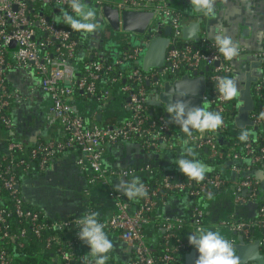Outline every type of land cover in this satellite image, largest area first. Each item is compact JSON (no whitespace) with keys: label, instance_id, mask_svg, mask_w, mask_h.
Wrapping results in <instances>:
<instances>
[{"label":"built area","instance_id":"2783aa9c","mask_svg":"<svg viewBox=\"0 0 264 264\" xmlns=\"http://www.w3.org/2000/svg\"><path fill=\"white\" fill-rule=\"evenodd\" d=\"M96 11L101 12L104 6H110L122 12L152 13L150 27L145 32L147 39L142 46H131L128 34L113 32L107 21L99 20V31L104 34H120L125 49L116 48L117 55L87 52L86 57L91 60L84 63L85 73L74 82V68L70 62L75 58L79 40L73 35L69 26L57 22V17L64 11H70L69 0H0V123L5 128H11L10 119L5 114L10 103L16 101L19 96L16 91L7 88V74L13 67L17 69H32L40 79L41 91L48 97L49 106L47 119L61 127L63 139L49 140L29 148L19 141L8 140L7 154L17 152L26 155L17 162L9 161L0 163V186L5 191L11 204L6 205V200H0V264H17L16 252L25 249L27 242L34 239L40 247L34 249L36 253H47L48 264H77L74 247L80 242L78 238V219L64 218L55 220L41 212L29 209L25 206L24 198L20 196L18 171H27L31 168L29 162H35L38 170L44 171L54 156L61 151H79L81 158L77 165L90 172L87 179L88 185L100 183L105 187L107 195L113 201L114 213L105 220L100 221L105 229L119 232V238L133 255L128 264H156V260L142 233V227L150 223V215L157 207L156 198L163 197L162 190L185 191L188 197H199L202 194H212V189H219L224 182L219 176L205 177L203 181H182L173 174L164 176L160 183L153 188L145 186L146 196L141 197V202L136 208H132L125 196L117 191L111 178H127L131 176L153 174L150 165H143L136 169H127L121 173L107 169L104 166V151L106 147L129 143L141 150L164 147L172 149L175 145L181 146L182 142H174V134L169 123V113L163 106L155 107L149 104L155 101V93L162 88L167 76L179 77L184 72H200L202 67L211 70V76L207 79V89L202 98L204 108L214 105L217 112L226 111V102L220 96L215 85L220 77H229L233 74L231 62L226 60L219 52L213 40L200 37L199 47L182 38V28L187 25L183 14L171 7L169 0H84ZM166 27L171 28L169 46L166 51L164 65L161 70L150 69L141 72V59L145 52L144 44L163 35ZM112 41V39H110ZM184 41V43H182ZM13 44V48H12ZM119 50V51H118ZM125 50V51H124ZM115 52V53H116ZM100 53V54H99ZM258 61L264 64V46L258 55ZM110 62V63H109ZM126 63H134V68L129 75L117 72L108 81L116 84L120 79H131L137 82V87L130 85L120 87V92L125 96L124 107L129 113L128 119L116 126L87 124L85 119L76 113L75 89L89 96L96 93V83L99 81L100 72H111L123 67ZM189 75V74H184ZM177 76V77H178ZM261 80L252 87L254 92L261 89ZM146 82L155 88L153 95H148L143 84ZM209 82L212 85H209ZM102 97L101 107L105 108L111 93L108 90H100ZM97 96V95H96ZM95 96V97H96ZM98 97V96H97ZM240 107V103L238 108ZM160 108V110H158ZM148 114H153L151 119ZM251 127L258 128L264 125V106L260 115L250 113ZM223 126L216 131H221ZM185 139L189 145L197 149H205L209 159L223 160L248 159L250 165H261L264 168V146L253 148L250 137L243 145V155L236 148L231 147L226 154L215 143V136L206 133L192 134ZM184 144V143H183ZM34 168V166H33ZM247 170V169H246ZM235 176L241 174V169L233 166L230 169ZM255 182L249 179L235 180L233 193L235 205L255 204L257 218L254 221H234L231 219L221 222V226L233 233H239L242 237L248 235L252 227L261 230V236L257 239L264 249V201L256 202ZM194 222L191 225L192 234L204 228L202 218L204 212L195 208L193 211ZM12 218H15L13 221ZM162 231L163 250L159 261L171 264L175 261L178 252L182 256L193 248L184 240L177 231L184 225L181 220L174 222L168 218L159 225ZM238 234V235H239ZM253 241V240H251ZM232 244L233 240H230ZM82 264H88L83 256ZM94 264V262H92Z\"/></svg>","mask_w":264,"mask_h":264},{"label":"crops","instance_id":"0c3cea01","mask_svg":"<svg viewBox=\"0 0 264 264\" xmlns=\"http://www.w3.org/2000/svg\"><path fill=\"white\" fill-rule=\"evenodd\" d=\"M169 2L171 7L185 15L186 24L198 19L201 20L200 37L216 41L217 36L223 34L239 42L240 54L230 61L233 68L232 79L235 80L239 93L244 87L247 74L255 78L256 82L264 78V64L258 61V55L264 46V0H214L215 15L213 16L194 12L190 0H169ZM99 34L103 36L104 33L99 31ZM106 37L113 40L103 39L108 41V49L105 50L97 46L96 50L101 54L106 53L110 56L115 54L117 47L125 49L126 44L124 45L123 41H117L118 38H113L112 34H107ZM98 40L101 41V38ZM207 69V67H202L200 71L205 78ZM7 80L12 85V91H16L19 96L14 101V109L11 112L13 123L12 131L9 134L12 140L19 141L26 146H32L40 141L62 137L61 127L47 119L49 99L41 91L40 79L35 71L32 69H15L8 73ZM256 82L251 84L252 87ZM239 96L238 94V102ZM124 101V95L119 92L116 95H111L105 108L91 103L79 104L76 101L74 107L78 115L79 113L86 115L85 117L79 116L83 117L87 124L116 126L129 117V113L124 107ZM236 130L241 131L237 128ZM8 138V132L0 135V155L7 153L6 145L7 141L10 140ZM172 152L174 155L158 156V162L165 168L178 169L172 162L186 155L184 144L177 146ZM80 158L81 155L76 151L56 154L47 168L38 174L34 181L24 182L25 203L39 209L51 219L55 217H81L88 205L94 208V212L98 213V219L101 221L113 215L114 204L107 195L105 187L100 183L93 186L88 185L87 179L90 172L77 165ZM195 158L197 159V157ZM147 159H149L148 153L141 151L140 148L136 149L132 144L125 143L106 147L103 163L107 169L121 173L124 170L136 169L145 165ZM256 176L264 181V171L262 175L259 173ZM135 177L136 175L120 179L112 177L110 181L116 188V185L121 181H130ZM126 199L129 200L127 197ZM44 200H49L48 204ZM222 200H224V207H220L223 208L220 215H216L219 210L214 211L212 205L206 211V219L211 215L217 216L210 221L211 226H207V229L219 231L229 241L235 242L234 234L221 226V222L225 220L223 218L235 216L247 222L254 221L257 218L256 207L253 204L237 206L234 204V196L231 195L222 197L213 204L221 203ZM226 202H228L227 205ZM105 232L114 245L112 251L107 254V260L113 259L125 264L130 259L129 249L117 233L107 229ZM257 239L259 236L252 240ZM82 249L85 254H90V248L85 243H83ZM261 254L264 255L263 250H261Z\"/></svg>","mask_w":264,"mask_h":264},{"label":"trees","instance_id":"16d2710c","mask_svg":"<svg viewBox=\"0 0 264 264\" xmlns=\"http://www.w3.org/2000/svg\"><path fill=\"white\" fill-rule=\"evenodd\" d=\"M86 5H90V4H86ZM184 19L186 18L185 15ZM186 20V19H185ZM73 35L79 40V47L76 53L75 58L70 62L71 66L74 68V82L79 79L82 75H84L85 73V66L84 63L89 62L91 59L89 57H86V53L87 52H91L93 53L94 51H96V49L98 48L97 45H95V41L98 38L102 39H106V34H99V31L96 30L93 33H89L87 35H84L80 32H75L72 30ZM106 33V31L104 32ZM105 36V37H104ZM108 39V38H107ZM110 40V39H108ZM100 41V40H99ZM106 41V40H105ZM184 43V41L182 42ZM192 44L194 46H196L197 48L199 47L198 43H194L192 42ZM115 55L119 56L120 53L116 52ZM110 63V62H109ZM138 66L134 63H126L123 67L118 68L114 71L111 72H105V71H101L100 72V77H99V81H97L96 83V93L94 96H89V95H84L81 92H79L78 90L75 89V101L79 104H95L96 106L99 105L101 106L102 104V97L100 90H108L111 95H116L117 93L120 92V87H122L123 85H130L131 87L135 88L137 87L138 83L134 82L131 79H120L118 81V83L116 84H111L108 80L111 77H114L113 74L116 75L117 72H122L125 74V76L129 75V73L134 69L137 68ZM17 69L16 67L12 70ZM141 72L142 68L140 67ZM9 71V73H10ZM184 74H189L191 75L190 72H184L181 75ZM206 78L208 79L211 76V70L207 69V71L205 72ZM8 76V74H7ZM178 75L176 76H167L162 80H172L174 78H176ZM179 77V76H178ZM228 78H232V76H229ZM7 81V88L9 91H12V85ZM261 89L258 92H254V90L252 89V98H253V102H254V110L252 111V113H254L256 116L260 115V111L261 108L264 106V80H261ZM209 85H212L211 82H209ZM146 92L148 95H153L155 92V88L151 87L150 85H148L146 82H144L143 84ZM98 97H97V96ZM96 96V97H95ZM125 98V96H124ZM109 102V101H108ZM238 95L236 97H234L231 100H226V102L224 103V107L226 109V111L224 113H220L223 118H224V124H223V128L221 131H219L216 134V131L214 132H209L206 131L204 133L206 134H211L215 136V143L216 146L223 152L226 154V152L231 148L234 147L236 148V150L238 151V153L240 155H243V145L244 142H241L238 139V136L240 134L241 131L236 130L235 126H234V119L237 115V110H238ZM102 108V107H101ZM207 110L209 111H214L217 112L216 108L214 107V105H209L207 107H205ZM14 109V102L10 103L9 107L4 110L5 114L7 115V117L10 119L11 124L12 122V117H11V112ZM158 110H160V108H158ZM91 114V113H90ZM90 114H88L90 116ZM79 115H83L84 117L86 115L80 114ZM148 116L152 119L154 117V115L152 114H148ZM170 123V127L171 130L175 136L174 138V142L175 141H180L182 142V140H185V138L187 137V134L183 133L182 131H180L179 127H176L173 123ZM250 133L249 137H250V143L252 145L253 148H259L261 146H264V125L258 127V128H248L247 129ZM12 131V126L11 128H5V126L3 124L0 123V135L1 134H6L8 132V136L10 140H12V137L10 136L9 133H11ZM201 133L198 130H193L192 134H198ZM63 139V136L57 139H51V140H60ZM49 141V140H47ZM47 141H40L35 145L32 146H28L29 148L35 147L36 145H38L39 143H44ZM125 143H122L120 145H123ZM127 144V143H126ZM183 144V143H182ZM175 148H177V145H175L172 149L169 148H163V147H158V149H150L147 148L145 149V152L149 154V159H147V161H145V165H150L151 168L153 169V174H143V175H137L136 177H139L141 182L144 185H148L149 187L153 188L154 186H157L158 183H160L161 179L166 176L167 174H173L176 177L180 178L182 181H188L190 180L188 177L184 176L179 169H169V168H165L163 166H161L158 162V156L160 155H164V156H171L174 155V153L172 152L173 150H175ZM195 152H196V157L198 160L202 161L203 163H205L206 165H208L209 167H211L212 171L207 173L205 177H214V176H219L220 179L224 182L223 186L219 189H212V194L207 196L205 194H202L199 197H188L187 193L185 191H178V190H162L163 193V197H157L156 198V203H157V207H155L152 211L150 215V223L147 226H143L142 229V233L143 236L147 242V246L149 247V249L152 252L153 257L156 260V264H164L162 262L159 261V257L161 256L162 250H163V243H162V231L159 227V225L164 221V219L168 218L170 221L174 222L175 219H179L181 220L182 224L184 225V227L182 228V230L177 231V233L179 234V236H181L184 240L188 241V237L190 235H192V230H191V225L194 222V217H193V211L195 208L201 209L204 212V217L202 218L203 221V226L204 228H207L211 226V223L209 221V218L206 219V211L211 207V205L215 202H217L218 199L231 195L233 197V193L235 191V180H245V179H249L252 180L253 182H255L254 186H255V191H256V202L257 203H261L262 201H264V181H261L260 179L257 178L256 175H258L259 173L262 175L264 168L261 165H250L248 159L243 158L241 160H233V159H226L224 158L223 160H217V159H209L206 156V150L205 149H197L196 147H194ZM70 150H66V151H61L60 153H64V152H69ZM78 154H80L79 151H76ZM57 153V154H60ZM22 158H26V155H21L18 154L17 152H11L9 154L5 153L4 155H0V163L6 164L8 163L10 160L13 162H17ZM31 168L27 171H18L16 174L17 180H18V189L20 191V196L24 198V190H23V186H24V182L28 181V182H32L37 178V175L40 174L42 171L38 170L37 164L35 162H29ZM34 166V168H33ZM237 167L239 169H241V174L239 176H234L233 173H231L230 169L231 167ZM247 169V170H246ZM111 182V181H110ZM112 183V182H111ZM107 190V189H105ZM126 198V197H125ZM7 199V195L5 193L4 190H2L1 186H0V200H6ZM141 197H138L136 199L133 200H127V202L131 205L132 208H136L138 207V205L141 202ZM6 205H10L11 202L9 199H7ZM26 207H28L29 209L41 212L42 214H44L42 211H40L39 209L33 208L29 205H27L26 203H24ZM254 207L255 204H254ZM219 212L222 210L223 208H219L218 209ZM221 211V213H222ZM94 212V208L91 205H88L85 208V212L84 214L87 213H93ZM82 217V216H81ZM81 217H76V216H70V217H55L53 219L55 220H61V219H74V218H81ZM234 221H244L242 219H240L239 217H230L228 218L227 216L223 219L225 220H229L231 219ZM12 220L14 221L15 218H12ZM101 221V220H99ZM247 222V221H244ZM114 233L119 234V232L111 230ZM149 234V237H148ZM231 234H234L233 232H231ZM239 234V233H237ZM240 235V234H239ZM256 236H261V230L257 227H252L249 229L248 231V235L245 236V239L247 241H251L253 238H255ZM189 242V241H188ZM82 241H80L79 243H77L74 247V252H75V258L78 259V263L77 264H82L83 263V259H81V257L83 256V258L86 257V255L89 254H85L83 252L82 246H83ZM40 247V244L37 243L36 240L34 239H30V241L28 240L27 242V247L25 249H22L17 253L18 255V263L17 264H48V257L49 254L47 253H36L33 250ZM130 254V260L133 259V255L131 252H129ZM182 257V253L178 252L176 255V259L173 263L171 264H179L180 263V259ZM88 259H91L90 257H88ZM129 261H126L125 264H128ZM106 264H121L120 262H116L113 259L107 260ZM124 264V263H122Z\"/></svg>","mask_w":264,"mask_h":264},{"label":"clouds","instance_id":"9594fccd","mask_svg":"<svg viewBox=\"0 0 264 264\" xmlns=\"http://www.w3.org/2000/svg\"><path fill=\"white\" fill-rule=\"evenodd\" d=\"M191 8L196 13L206 16L215 15L214 0H190ZM70 11H64L57 17L58 23H63L75 32L84 35L95 32L99 27L96 12L85 6L84 0H69ZM219 52L226 60L232 61L240 54V44L227 35H218L215 41ZM219 94L225 100L236 97L238 87L232 78L220 77L215 85ZM169 120L179 126L180 131L191 137L193 130L203 133L214 132L224 124V118L219 112L209 111L203 107H193L184 101H178L167 107ZM249 131L242 129L238 139L247 142ZM184 153L172 163L178 167L179 171L193 181H203L207 173L212 169L202 161L196 159V152L193 146H189V141L185 139ZM191 157V158H189ZM117 191H122L129 200L147 195L145 186L139 177L130 181H121L116 185ZM78 238L90 248V254L86 255L91 261L88 264H106L108 253L114 247L112 240L105 232V226L98 219V213H87L78 219ZM189 244L198 252L195 264H240V258L232 242L225 238L221 232L207 228L197 229L188 237Z\"/></svg>","mask_w":264,"mask_h":264},{"label":"water","instance_id":"95a60500","mask_svg":"<svg viewBox=\"0 0 264 264\" xmlns=\"http://www.w3.org/2000/svg\"><path fill=\"white\" fill-rule=\"evenodd\" d=\"M86 4H89L86 2ZM96 9V7H94ZM104 18L108 26L113 32H123L128 34V41L131 46H142L143 40L147 39L145 32L150 27L152 13L145 12H122L118 13L117 9L110 6H104L101 12L97 11V20ZM200 22L198 19L194 22H189L182 28V38L187 41L197 43L200 38ZM171 28L166 27L163 35L159 34L155 38L144 44L145 52L141 59V68L143 72H148L150 69L161 70L164 65L166 51L169 46V37ZM113 44V43H110ZM95 45H99L97 39ZM12 44V48H13ZM258 64V63H257ZM256 79L250 74L246 75V80L243 89L239 93L240 107L237 110V115L234 119V125L237 129H245L251 127L252 123L249 119L250 113L254 110V102L252 98V83ZM207 89V79L201 72H193L191 75H183L172 80H167L162 88L155 93L154 100L150 101L151 106H163L167 109L168 105L178 101H184L187 105L193 107H203L202 98ZM176 127L178 125L174 124ZM136 147V146H135ZM136 149H138L136 147ZM144 151V150H141ZM236 241L233 243L236 254L240 258V264L257 263L264 264V255L261 254L262 249L258 240L247 241L241 235L234 233ZM198 258V252L195 248H191L185 253L179 264H195Z\"/></svg>","mask_w":264,"mask_h":264},{"label":"rangeland","instance_id":"374dc122","mask_svg":"<svg viewBox=\"0 0 264 264\" xmlns=\"http://www.w3.org/2000/svg\"><path fill=\"white\" fill-rule=\"evenodd\" d=\"M86 7H88V8H90V9H92V10H94L95 12H96V17H97V11L95 10V9H93V7L91 6V5H85ZM99 29V28H98ZM115 36H117V38H118V40L117 41H121L122 42V39L120 38V34H115ZM116 39V38H115ZM113 40V39H112ZM116 41V40H115ZM99 47H101V48H103V49H105V50H107L108 49V45H100V42H99V45H98ZM45 202H46V204H48V202H49V200H44ZM223 203H224V200H222V202L221 203H218V204H212V207H213V210L214 211H217L221 206L222 207H224L223 206ZM227 203L228 202H226V205H227ZM218 207V208H217ZM222 211V210H221ZM221 211L219 212V213H217L216 215L218 216V215H220L221 214ZM209 216V221H211V220H214L217 216Z\"/></svg>","mask_w":264,"mask_h":264},{"label":"flooded vegetation","instance_id":"af4514ba","mask_svg":"<svg viewBox=\"0 0 264 264\" xmlns=\"http://www.w3.org/2000/svg\"><path fill=\"white\" fill-rule=\"evenodd\" d=\"M99 42H100V45H103V46L108 44V41H105L103 39L101 41H99Z\"/></svg>","mask_w":264,"mask_h":264}]
</instances>
